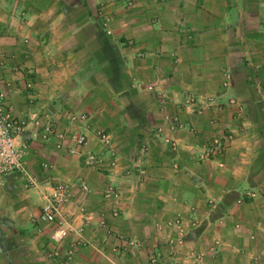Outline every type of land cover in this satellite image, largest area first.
<instances>
[{
	"label": "crops",
	"instance_id": "0c3cea01",
	"mask_svg": "<svg viewBox=\"0 0 264 264\" xmlns=\"http://www.w3.org/2000/svg\"><path fill=\"white\" fill-rule=\"evenodd\" d=\"M0 86L37 180L0 184V264H59L37 220L58 182L75 264H264V0H0Z\"/></svg>",
	"mask_w": 264,
	"mask_h": 264
},
{
	"label": "built area",
	"instance_id": "2783aa9c",
	"mask_svg": "<svg viewBox=\"0 0 264 264\" xmlns=\"http://www.w3.org/2000/svg\"><path fill=\"white\" fill-rule=\"evenodd\" d=\"M6 94L0 86V184L5 182L7 176L13 172L21 173L26 177L28 183L33 186L37 184V180L29 173L27 169L26 156L28 154L24 143H17L16 138L20 135L29 122L25 118L15 115L11 106L6 103ZM81 118L86 121V114H76L75 118ZM175 127L182 128L179 122H173ZM43 126V124L41 125ZM40 133V139L45 142L56 141V146L61 148L66 140L64 133L59 132L55 126L46 124ZM98 138L107 146L111 145V137L104 131H97ZM74 142L78 149H75L84 159V163L88 167L100 166L107 155L106 152H98L95 150L82 151L80 148L85 147L89 143L88 135L82 129H78L73 134ZM219 146V141L214 140L210 148ZM209 148V149H210ZM80 149V150H79ZM75 150H72L75 152ZM113 152V150L111 151ZM212 152V149L210 150ZM109 153V151H108ZM212 154V153H211ZM210 154V155H211ZM48 167V164H44ZM79 184L84 190H89V186L85 181ZM72 185L69 182H58L51 192L47 193L45 202L43 203L37 220L44 224L46 228H50V241L52 249L49 256L56 259L59 264H75V256L79 248L88 244L86 238L77 234L66 250L62 249L63 241L74 232V228L66 216L63 208L71 199ZM172 245V253L175 254L178 246L185 243V233L182 229H178V238L175 242H169ZM156 261V258L153 257ZM154 261V262H155Z\"/></svg>",
	"mask_w": 264,
	"mask_h": 264
},
{
	"label": "rangeland",
	"instance_id": "374dc122",
	"mask_svg": "<svg viewBox=\"0 0 264 264\" xmlns=\"http://www.w3.org/2000/svg\"><path fill=\"white\" fill-rule=\"evenodd\" d=\"M178 222H183V218L181 217V216H178ZM178 247H180V246H178ZM177 248V247H176ZM178 251H176V253H177ZM199 257V256H198Z\"/></svg>",
	"mask_w": 264,
	"mask_h": 264
}]
</instances>
